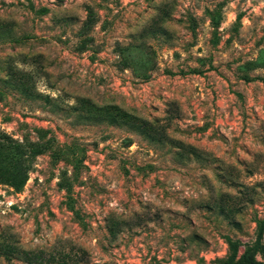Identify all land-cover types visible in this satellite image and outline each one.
<instances>
[{"label":"rangeland","instance_id":"rangeland-1","mask_svg":"<svg viewBox=\"0 0 264 264\" xmlns=\"http://www.w3.org/2000/svg\"><path fill=\"white\" fill-rule=\"evenodd\" d=\"M3 139L0 264L264 263V0H0Z\"/></svg>","mask_w":264,"mask_h":264},{"label":"trees","instance_id":"trees-1","mask_svg":"<svg viewBox=\"0 0 264 264\" xmlns=\"http://www.w3.org/2000/svg\"><path fill=\"white\" fill-rule=\"evenodd\" d=\"M14 151L13 158L11 157L10 163H12V168L9 172V183L15 191H19L22 188V185L26 179V166L23 161L20 159L21 156L16 157L17 151L18 154H22L25 151L22 147L17 143L13 142V144H9L7 141L0 140V148H8ZM16 151V152H15ZM17 154V155H18ZM25 253V252H24ZM27 253V252H26ZM35 256V255H34ZM35 258V257H34ZM42 260L40 257H36ZM38 260V259H36ZM220 264H264L261 261L255 259L253 255H247L245 251L242 253H238V247L232 241L229 242V250L227 256L219 262Z\"/></svg>","mask_w":264,"mask_h":264}]
</instances>
